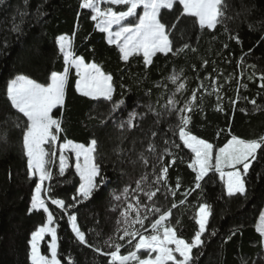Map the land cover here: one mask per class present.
I'll use <instances>...</instances> for the list:
<instances>
[{"label": "trees", "instance_id": "trees-1", "mask_svg": "<svg viewBox=\"0 0 264 264\" xmlns=\"http://www.w3.org/2000/svg\"><path fill=\"white\" fill-rule=\"evenodd\" d=\"M81 2L4 0L0 4V121L9 115H20L10 108L6 100L7 82L19 74L42 84L50 82V73L62 72L65 67L56 38L60 35L71 37L74 56L82 57L85 63H96L110 74L113 77L114 102L125 101L112 118L101 125V120L108 117L111 103L93 101L80 95L75 88L78 78L70 70L64 106L53 109L54 118L61 121L63 129L58 143L69 139L87 146L95 137L102 153V174L110 180L93 199L68 209L69 214L77 215L78 226L88 243L105 252L113 250L105 242L117 236V220H121L123 208L115 196L122 197L124 187L135 188V181L147 175L143 185L145 190L160 188L153 198L157 207L167 211L173 203L177 204V208L171 210L170 222L178 236L188 242L198 230L195 217L199 204L211 205L212 214L202 236L204 243L193 250L190 264H264L262 238L256 231V223L264 210V146L257 151V158L245 177V197H227L224 182L213 168L210 178L206 177V182H202V190L193 191L181 205L182 193L194 187L195 174L187 167L192 154L179 141L176 115H165L157 125L154 123L156 117L147 110V105L151 104L160 111L159 106L173 94L182 107L196 90V107L189 125L192 134L212 143L217 150L232 135L243 139L264 136V87H260L264 83L260 79L264 74V0H226L228 7L224 21L215 30L201 29L195 17H181L170 38L174 51L185 43L189 48L179 55L157 53L147 68L139 54H134L127 62L122 61L118 47L106 42L104 33L96 29L95 21L90 18L91 11L80 8ZM181 12L178 2L173 10L162 9L163 22L171 26ZM16 25H19V30L14 31ZM232 36L238 37L239 42ZM172 75H178L179 83L185 84L181 94L176 92L178 84L170 80ZM213 80L222 86L220 95L223 99L219 102L213 91ZM237 96L239 99L233 106L231 101ZM252 100L256 103L252 104ZM217 107L223 111L216 110ZM131 112L139 114L133 121L136 127L119 129L118 125L127 121ZM11 129V120L7 128L0 127V135L9 131V144H0V264H30V236L46 222V214L41 210L28 212L37 180L27 177L20 135ZM153 131L158 133L154 138L151 135ZM121 135L126 137L120 145L125 150V158L134 147L130 158L136 161L135 165L125 163L123 172L113 152ZM165 139L181 146L179 149L169 146L176 163L169 168L168 185L164 186L163 182L153 185L151 182L159 174L161 166H166L172 159L164 154ZM149 143L154 144L156 151H148ZM45 148L49 146L45 145ZM141 152L149 161L147 167L139 159ZM66 155L69 167L65 175L59 176V163L55 159L49 165L53 179L46 186L51 185L53 196L72 204L79 178L71 154ZM161 155H164L163 161L158 159ZM178 178L181 187L173 197L168 187L176 189ZM141 201L149 206L153 203L142 194ZM47 206L53 213V227L57 229V258L61 264H69V261L72 264H108L107 256L79 243L69 228L68 215L50 203ZM156 218L158 214L150 215L146 226ZM213 231L215 235H212ZM48 243L49 238L45 237L40 246L41 255L46 257L49 255ZM131 250L134 249L125 245L121 254Z\"/></svg>", "mask_w": 264, "mask_h": 264}, {"label": "snow or ice", "instance_id": "snow-or-ice-1", "mask_svg": "<svg viewBox=\"0 0 264 264\" xmlns=\"http://www.w3.org/2000/svg\"><path fill=\"white\" fill-rule=\"evenodd\" d=\"M177 2L182 6V12L177 17L176 22L169 26L163 22L162 9L173 10L174 4ZM3 3L4 0H0V4ZM102 4L106 7L102 8ZM227 7L226 0H82L80 3L81 9L91 11L90 18L96 22L95 27L100 32L107 34V43L118 47L122 61L127 62L134 54L142 53L146 68L153 63L152 58L157 53L179 55L189 48V44L185 43L174 51V43L170 38L181 17H195L201 29L215 30L217 25L224 21ZM141 8L143 11L138 14L137 10ZM23 15L24 13H21V16ZM130 18H136V21L134 22ZM125 21L128 23L125 24ZM113 26H117V30L113 31ZM13 30H19V25L14 26ZM231 38L239 42L238 37L232 36ZM55 43L63 56L65 65L63 71H52L49 77L50 82L47 84L39 83L23 74L10 79L6 84V100L9 102L10 108L20 115L16 117L9 115L0 121V127L5 128H7L9 120L12 121L11 130L19 132L20 147L23 156L26 157L27 177L29 179L37 178L28 212L31 214L33 211L43 210V213L47 215V222L31 233L29 241L31 264H61L57 258V229L50 227L54 222L53 213L46 205L45 199L42 198V193L49 197L52 205L68 215L71 231L79 243L93 248L100 255L107 256L109 258L108 264H190L193 260V250L199 249L204 243L202 236L206 232L212 214L211 205L208 203L199 204L195 217L198 230L188 242L178 236L175 227L170 222L171 210L177 208V204L173 203L171 209L167 211H162L160 207H157L153 198L160 191V188L157 187L155 191L145 190L143 185L148 179L147 175H142L135 181V188L130 189L127 186L123 188L122 194L125 197L126 206L120 211L122 219L117 220V236L115 238L110 237L105 242L113 250L105 252L102 248L90 245L86 240L85 233L78 226L77 215L68 213L69 208H75L79 204L93 199L96 193L110 183V180L102 174L100 163L102 153L99 141L95 137L90 140L87 146L83 143H74L69 139H65L63 143H58L59 134L63 129L61 121L54 118L53 109L64 106L65 87L68 83L70 68H74L76 71L78 79L75 88L80 95L93 101L111 103L108 117L101 120V125L106 124L107 119H111L112 114L120 109L125 101L122 99L114 102L113 77L110 74H106L98 64L85 63L82 57L74 56L71 37L60 35L56 38ZM224 47L227 48V44ZM204 63L207 64V61ZM260 79L264 81V74L260 76ZM170 80L173 84H178L177 93L185 88L184 83H179L180 77L178 75H172ZM212 85L219 102L223 99L220 95L222 86L218 85L216 80L212 81ZM260 87H264V83H261ZM174 95L169 96L166 103L159 106L160 111H157L151 104L147 105V110L156 117L154 123L157 125L162 122L165 115H176L179 141L183 148L192 154L187 167L195 174L194 187L182 193L184 199H181L179 204L183 205L187 196L191 195L193 191L202 190V182H206V177L210 178L209 173L213 171V168L215 173L219 174L220 180L224 182L227 197H245L247 195L245 177L249 173L252 162L257 158V151L264 146V136H260L259 139H243L232 135L227 143L217 150L212 143L203 138H198L189 130L191 113L196 107L194 103L197 99L196 90H193L191 98L182 107ZM238 99L239 96L236 100L231 101L233 106ZM250 102L256 103L255 100ZM216 110L223 111V108L217 107ZM241 111L244 110L241 109ZM137 115L139 114L131 112L128 120L118 125L119 129L131 130L135 128L136 125L133 121ZM157 134L156 131L151 133L153 138ZM8 136L9 131L0 135V144L7 146L9 144ZM125 139L126 137L121 135L118 138L119 143L113 149L118 157L116 163L120 164L122 172L125 163H132L133 165L136 163L130 158L131 153L135 150L134 147L129 150L127 158H125V150L120 146ZM164 144L166 146L164 154L171 156L172 159L168 161L166 166H161L159 174L151 182L153 185H159L161 182L164 186L168 185L169 168L176 163V157L169 146L177 149L181 146L175 141L167 139H165ZM45 145H48L49 148L46 149ZM57 150L59 151L58 172L61 177L65 175V171L69 167L66 152L70 151L75 156V173L79 177V185L76 195L72 197V204H66L64 199L53 196L51 185L45 186L46 181L53 179L49 165L56 159ZM148 151H156L154 144L149 143ZM139 159L143 161L145 167L148 166L149 161L142 152ZM158 159L163 161L164 155L159 156ZM237 166H242V170ZM225 169L230 170L225 171ZM180 187L178 178L176 189L168 187V191L174 197ZM130 194L131 198L129 199ZM141 194L146 197L147 201L153 202L151 206L142 203ZM115 199L119 201L121 196L116 195ZM155 214H158V218L146 226L149 216ZM260 221L261 224L257 228V232L262 237L260 243L264 247V212L261 213ZM177 224H179V220H177ZM137 225L139 227H136ZM149 232L151 234H147ZM45 234L51 236L49 243L50 259L41 255L38 249V242L44 238ZM215 234L213 231L212 235ZM125 245L134 250L127 254H121V249ZM141 250L147 255L142 257L139 254ZM69 264L72 262L69 261Z\"/></svg>", "mask_w": 264, "mask_h": 264}, {"label": "rangeland", "instance_id": "rangeland-1", "mask_svg": "<svg viewBox=\"0 0 264 264\" xmlns=\"http://www.w3.org/2000/svg\"><path fill=\"white\" fill-rule=\"evenodd\" d=\"M106 5H101V7L103 8V7H105ZM182 7V6H181ZM142 11H143V9L141 8V9H138L137 10V12H138V14H140V13H142ZM131 20H133L134 22L136 21V18H130ZM125 24H127L128 22L127 21H125L124 22ZM95 24H96V22H95ZM97 29V28H96ZM98 30V29H97ZM115 30H117V26H113V31H115ZM99 31V30H98ZM104 35H105V40H106V42H107V38H106V35L107 34H105L104 33ZM114 46H116V45H114ZM139 55H141V57L143 58V55H142V53H139ZM70 70H73V72H74V74H75V76H77L76 75V71H75V69L74 68H70ZM69 70V71H70ZM78 78V77H77ZM183 92V90H181L179 93H177V94H181ZM181 96V95H180ZM177 100H179V99H177ZM186 101H188V100H186ZM186 101H184L183 102V105H184V103L186 102ZM67 153H70L71 154V156H72V158H73V161H74V168H75V156H74V154L73 153H71L70 151H68V152H66V154ZM58 157H59V155H57V157H56V161L59 163V160H58ZM213 164H214V161H213ZM51 165V164H50ZM237 167H239V166H237ZM230 169H225V171H229ZM241 170H242V166H241ZM79 178V177H78ZM36 180H37V178H35ZM47 182L48 181H46L45 182V186H46V184H47ZM131 196V194L129 195V199L131 198L130 197ZM42 198L43 199H45V202H46V205H47V203H50L51 204V202H50V200L48 199V197L46 196V195H44L43 193H42ZM124 201H125V197L124 196H122L121 197V199H120V205H123V207H125L126 205H125V203H124ZM52 205V204H51ZM53 206H55V205H53ZM41 211H43V210H41ZM262 212H264V210L262 211ZM133 216L135 215L134 213L132 214ZM261 216V215H260ZM122 219V218H121ZM46 222H47V215H46ZM45 222V223H46ZM260 224H261V221H260V217L258 218V221H257V223H256V231H257V228L260 226ZM68 225H69V223H68ZM122 226V225H121ZM50 227H53V224L52 225H50ZM136 227H139L138 225L136 226ZM69 228H70V230H71V227H70V225H69ZM73 233V232H72ZM74 234V233H73ZM120 234H122V233H120ZM147 234H151L150 232L149 233H147ZM259 234V233H258ZM260 235V234H259ZM75 236V235H74ZM45 237H48L49 238V243H50V241H51V236L50 235H48V234H45V236H44V238ZM43 238V239H44ZM262 238V237H261ZM30 239H31V236H30ZM43 239L42 240H40L39 242H38V249H39V251H40V246H41V243H42V241H43ZM49 243H48V250H49V255H48V257L47 258H51V253H50V249H49ZM29 248H30V243H29ZM139 254H142V255H144V256H146L147 255V253L146 252H144L143 250H141V252L139 253ZM154 255V254H153ZM29 262H30V264H31V261L29 260Z\"/></svg>", "mask_w": 264, "mask_h": 264}]
</instances>
